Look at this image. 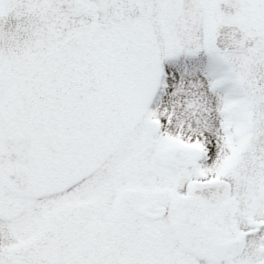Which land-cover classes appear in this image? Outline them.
Instances as JSON below:
<instances>
[{
	"label": "snow or ice",
	"instance_id": "1",
	"mask_svg": "<svg viewBox=\"0 0 264 264\" xmlns=\"http://www.w3.org/2000/svg\"><path fill=\"white\" fill-rule=\"evenodd\" d=\"M0 264H264V0H0Z\"/></svg>",
	"mask_w": 264,
	"mask_h": 264
}]
</instances>
